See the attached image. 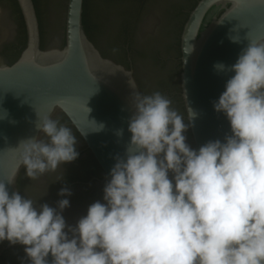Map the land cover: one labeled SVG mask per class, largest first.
<instances>
[{
  "label": "clouds",
  "instance_id": "obj_1",
  "mask_svg": "<svg viewBox=\"0 0 264 264\" xmlns=\"http://www.w3.org/2000/svg\"><path fill=\"white\" fill-rule=\"evenodd\" d=\"M213 68L232 73L212 102L229 125L222 140L192 148L184 133L196 112L187 105L185 118L159 91L136 92L101 199L69 224V188L54 205L37 204L13 189L14 177L0 180V243L19 245L21 264H264V43ZM36 128L46 139L20 143L33 180L79 155L68 127L45 117Z\"/></svg>",
  "mask_w": 264,
  "mask_h": 264
},
{
  "label": "water",
  "instance_id": "obj_2",
  "mask_svg": "<svg viewBox=\"0 0 264 264\" xmlns=\"http://www.w3.org/2000/svg\"><path fill=\"white\" fill-rule=\"evenodd\" d=\"M134 1L87 0L89 16L101 15L93 39L112 59L100 53L84 30L83 0H38L43 48L32 0H16L26 42L9 64L20 37L19 20L12 2L0 0V111L6 113L0 119V180L14 177L13 189L37 204L54 205L62 198L58 190L69 188L70 206L63 211L69 224L101 198L92 197L89 188H71L63 182L93 170L83 149L106 179L114 157L123 155L130 137L127 122L133 113V97L136 92L142 94L133 70L119 63L124 61L117 41L122 28H129L136 51L135 73L143 80L146 94L157 91L164 80L172 89L179 87L185 118L187 105L196 112L184 133L194 149L229 133L225 116L213 110L212 102L232 73H217L213 65L233 64L249 41L264 43V0H197L179 34L178 69L174 61L160 63L158 57L175 56L172 46L181 19L175 11L186 2L151 0L140 9ZM229 35H235L239 43L231 42ZM176 111L183 115L182 110ZM45 117L71 129L76 150L86 161L74 166L65 163L33 180L21 166L20 143L34 136L46 139L36 128ZM93 122H102L103 130L93 131Z\"/></svg>",
  "mask_w": 264,
  "mask_h": 264
},
{
  "label": "flooded vegetation",
  "instance_id": "obj_3",
  "mask_svg": "<svg viewBox=\"0 0 264 264\" xmlns=\"http://www.w3.org/2000/svg\"><path fill=\"white\" fill-rule=\"evenodd\" d=\"M104 1L113 2V1H119V0H104ZM150 1L151 0H135L134 2H138L140 9H142L144 7V5L146 4V2H150ZM179 2H186L187 5L185 7L179 8L178 10L175 11V13L177 15L181 16L180 22L178 24V30L176 31L177 34L175 35L174 44L172 46L175 50V56L174 57H168V58L158 57V61L160 63H164L167 59L174 61L175 65L178 69H179L180 64H179V55L177 52V49L179 50L178 45H177V38H178V44H179V34L181 31L180 28L183 25L182 21H183L184 15L187 14V12H189L188 7H189L190 3L191 2H197V0H179ZM93 16L90 17L91 23H92V25L98 26L95 29V31H97V30H99V20L101 19V15L96 16L94 14ZM121 30H122L121 35L118 36L117 41H118L119 47H120V49L124 55V61H121L119 63L124 65L126 68L133 70L134 76H135V78H136V80H137V82L141 88L142 94H146V90L144 88L143 80L140 79L135 73V68L133 65V57H134V54L136 53V51H134V49L131 45V39L129 36V28L125 27V28H122ZM91 40L94 42V44L97 46V48L99 49L100 53L103 56L112 58L109 55H107L106 53H104V51L102 49L99 48V46L95 43L93 38ZM44 47H46V46L44 45ZM7 63H9V61ZM145 80L148 82L149 79L146 78ZM159 86H160V88L157 91H159L162 95L167 97L172 102V107L175 110L180 109L183 111V106H182V109L179 108V105H182L181 100H180V95H179V87L172 89L170 86V83L165 82L164 80L159 82ZM182 113H183L182 116L185 117L184 111ZM65 121L68 124V121L66 119H65ZM83 150L87 154V158H86L87 162H89V164L93 170H88L86 173V176H84V177L66 178L63 183H64V185L71 187V188H74L77 186L89 188L88 192L92 197L101 198L102 188H103V185H104L106 179H104L100 168L97 166V164L95 163V161L93 160V158L91 157L89 152L85 149H83ZM78 153H79L78 157L74 161L69 162L70 166H74L78 163L79 164L84 163L86 161L85 159L82 158L81 152L79 151ZM23 256H24L23 250L19 245L9 246L7 241L0 243V264H21V258ZM24 264H29V262L27 261L26 258L24 259Z\"/></svg>",
  "mask_w": 264,
  "mask_h": 264
},
{
  "label": "trees",
  "instance_id": "obj_4",
  "mask_svg": "<svg viewBox=\"0 0 264 264\" xmlns=\"http://www.w3.org/2000/svg\"><path fill=\"white\" fill-rule=\"evenodd\" d=\"M16 10V13L18 15V20H19V33H20V37H19V41L18 44L15 46V50L14 53L12 54L11 58L9 59V64L12 63L13 61L16 60V58L19 56L21 50L24 48L25 46V42H26V31H25V26H24V22L22 19V15L20 13L18 4L16 2V0H10ZM34 7H35V11L37 14V18H38V22H39V29H40V43H41V47H44V38H43V30H42V23H41V19L39 16V12H38V0H32ZM196 2H191L188 10L190 11ZM83 11H82V24L84 27V30L88 36V38L91 40L93 38V32L95 31V29L98 27L97 25H92L91 23V19L89 16V11H88V6H87V0H83ZM188 15L187 14L184 15L182 24L184 23V21L186 20ZM182 28V26H181ZM180 28V30H181ZM177 45H178V38H177ZM178 55H179V50L177 49ZM179 108L182 109V105H179ZM18 187H19V180H18Z\"/></svg>",
  "mask_w": 264,
  "mask_h": 264
}]
</instances>
